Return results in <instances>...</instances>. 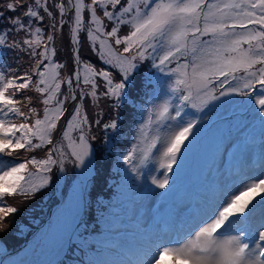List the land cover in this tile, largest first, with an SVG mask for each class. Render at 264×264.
<instances>
[{
  "label": "snow or ice",
  "instance_id": "snow-or-ice-1",
  "mask_svg": "<svg viewBox=\"0 0 264 264\" xmlns=\"http://www.w3.org/2000/svg\"><path fill=\"white\" fill-rule=\"evenodd\" d=\"M66 3L67 7L63 2L54 7L59 9L60 25L64 24L63 17L69 8L74 9L72 43L79 45L78 33L86 31L87 40L100 59L118 69V78H114L110 71L97 70L90 63L81 62L78 47L74 52L77 69L73 75L75 87L80 89V100L90 86L87 95L98 103L97 78H100L105 88L100 95L112 101L110 111L116 110V115L103 123L105 151L112 139L107 130H120L119 109L130 104L142 110L129 92L139 89L147 94L146 89L152 87V96L158 99L157 90L163 83L160 74L169 80L168 92L176 102L168 99L154 103L147 110V119L138 127L137 143L123 156L130 171L139 176L140 167L152 159L156 150L159 167L165 170L163 179L152 177V183L158 188L168 185L167 173L173 171L182 145L193 135L197 121L183 120L181 113L185 108L199 112L210 101L235 94L248 97L249 102L255 96L254 103L264 114V0H124L123 3L122 0H91L90 3L66 0ZM2 7L13 13L26 10L12 17L0 11V18L8 25L0 29V49L26 52L30 58L39 59L32 69L37 77L34 82L29 72L21 76L7 75L4 64H0V232L6 227V218L19 211L6 202L7 197L34 198L52 182L54 167L63 172L66 160L71 158L77 167L88 170L95 155L85 132L88 116L81 114L79 104L67 119L61 141L54 143L53 140L58 122L66 112L65 101L69 99V96L59 98L61 84L67 83L72 89L74 81L60 78L57 69L64 65L53 62L54 48L45 43L43 51H36L43 41L42 28L33 29L32 24L45 19L38 8L53 16L47 0L43 3L42 0H8ZM85 9L90 12L87 24L82 15ZM98 9L104 18L113 22L110 30L106 31ZM122 25L128 27L127 34L120 35ZM51 27L57 30L56 23ZM20 32L28 38L9 41V35ZM53 40L54 35L48 34L47 41ZM121 45L122 51L117 47ZM145 61L151 62L150 68L156 74L145 73L140 79ZM15 71L8 68V72ZM24 90L41 95L42 118L34 107H29L28 113L21 110L23 101L28 105L32 102L28 96L16 98ZM70 98L77 100V94L73 91ZM15 118H23V122H12ZM261 126L264 131V119ZM162 128L167 129L164 136L160 134ZM47 145L52 147L47 149L44 158L5 160L17 155L18 150L28 153ZM245 179L237 175L231 185L215 192L195 212L189 211L179 221L170 218L168 225L176 234L141 248L138 257L129 264H264V216L256 219L257 209H264V178L255 177L248 183Z\"/></svg>",
  "mask_w": 264,
  "mask_h": 264
},
{
  "label": "trees",
  "instance_id": "trees-1",
  "mask_svg": "<svg viewBox=\"0 0 264 264\" xmlns=\"http://www.w3.org/2000/svg\"><path fill=\"white\" fill-rule=\"evenodd\" d=\"M7 1L8 0H0V11H4L6 16H8L9 10L2 7V5ZM43 2L44 0H42V3ZM62 2L65 3L67 7L66 0H47L49 10L53 12V16H47V13H45L42 8H39L40 14L43 15L45 19L43 21H34L37 26L43 29L41 33L43 37L42 44L47 43L50 48L55 49V55L52 56L53 62L64 65V67L57 69L60 73V78L64 80L72 78L70 77L72 73L71 70L65 72V68L70 67L71 59L69 57L72 55V51H70L72 47H74V51L78 47L79 54L83 50L88 49L90 51V55H85L84 59L80 58L81 62L90 63L97 70L103 68L104 70L110 71L114 78H118V69L104 63V61L100 59L96 51L93 50L91 42L87 40L86 31L82 30L78 33L79 40L81 41L79 45L71 44L70 29L74 26L75 12L74 9L70 13L68 11V14L63 17L65 21L64 24L60 25L59 21L61 20V16L59 9L55 8L54 5ZM90 2L91 0H85V3ZM123 2L124 0H122V3ZM70 9L71 8H69V10ZM97 14L107 26L106 31L110 30L113 22L104 18L102 11L99 9L97 10ZM82 15L85 24H87L90 21V12L85 9ZM67 18L68 21L66 22ZM53 23H56L57 27L60 26V30L53 31L51 27ZM7 26V21L0 18V29L6 28ZM93 27L95 26L93 25ZM49 28H51V30H49ZM127 32L128 27L122 25L120 35L127 34ZM48 34L54 35V40L51 43L47 41ZM110 42L114 43V41ZM117 47L122 51V45ZM64 51L65 55L63 56L61 53ZM0 56H2L1 50ZM2 63L3 62L0 61V64ZM45 63H47V61H45ZM150 63V61H147V64L143 66L144 70L139 74L140 79L143 78L145 73L156 74L155 70L150 68ZM160 75L162 76L163 74ZM36 79L37 77L34 74L33 82ZM97 83L99 85L97 94L99 97L98 103H94L92 97L87 95V92L90 91V86L85 89V97L81 101L79 98L80 89L75 87V83H73L72 89L68 88L67 83L61 84L59 98L63 99L64 96H69V99H67L64 104L66 109L65 115L58 122L57 129L53 133L54 143L61 141L63 128L77 104L85 105V111H83L81 107V114H87L89 120V125L85 126V132L89 136V142L95 153L92 157V177L97 180L94 183L96 187L88 192L87 199L82 202L78 201L74 204L72 200H76L77 197L63 192V203L58 207L56 213L64 215L66 222L61 227L60 234L54 242L55 250L58 254L57 260L45 261L42 264H59V261L64 258L68 261H73L78 258L80 253L82 254V259L74 261L73 264H93V261L94 264H105L103 261L104 259L111 260V264H118L120 256L116 251L124 252L130 250L139 254L141 249V245L137 243V240L140 239L141 236L140 226L136 222H129L130 212L133 208L132 196L130 193L138 186L140 176L131 172L130 166L125 164L123 160V156L127 155L132 146L137 143L138 130L133 127L131 123L136 108L132 107L130 104H125L127 109L124 114L122 109H119L121 114L120 119L122 120L120 130L118 132H112L110 129L107 130L109 137H112V139L110 143H107L108 151H105L106 137L103 123L111 118L110 113L112 110L110 111V107L112 101L100 95V93L105 90L104 84L100 78H97ZM83 87L81 83V88ZM73 91L77 94V100L71 102L70 96ZM26 92L35 96L34 90H24L20 92L19 99H22ZM146 92L147 94L139 89H134L129 92V96L138 104L144 102L150 105L159 99H163V101L168 100L166 92L162 90V87L157 90L156 95L159 97L158 99L153 98L152 87L147 88ZM250 106L252 109V105ZM20 107L25 113H28L29 107H34L37 109V114L41 118L43 116L44 107L37 106L35 99L32 100L30 105L23 101ZM87 107H90L91 112ZM113 112V116H115L116 110H113ZM189 115L186 117H190L189 119L192 120L193 118L191 117H197V113L194 111L190 112ZM236 117L237 115L233 114L230 118H213L204 122V126L201 130L207 133L204 137H201V143L193 146L188 151L181 150L178 154L177 164L173 165V171L169 173L173 186L185 178V173L183 172L184 158L181 156L186 158L190 156L193 163L201 170L207 167L204 149L206 147L212 148L219 159V169L221 159L226 157L227 148L218 149L217 144L219 140H229L231 135L236 134V131L232 129V123L234 121L239 123ZM200 119L201 118H199V121ZM97 120H100L101 123L97 124ZM240 120L243 122L245 121L244 118H240ZM21 122H23V118H19V123ZM31 122L32 120H29V123ZM247 124L248 123H244L243 126ZM131 126L135 134L130 136ZM195 127L197 131H199L198 123H196ZM223 128H227L229 132H221ZM211 134L215 137L213 138ZM73 135L76 136L78 133H74ZM92 137H94V139H92ZM260 142H264V138H262ZM64 143L66 144V141H64ZM51 147L52 145H47L45 148L37 149V155L39 152L45 155L47 149ZM13 159L17 162L24 160H17L15 156H13ZM216 159L215 157V160ZM71 163V158H68L65 162V166L69 167ZM136 163H138V161H136ZM148 165L149 164L146 163L140 168L143 167L146 170ZM51 193V188L48 186L31 199H24L20 196L6 198V202L9 205L13 202H20L22 204H20L21 207H18L19 211L13 214L19 220L12 223L6 222L4 231L0 232V260L4 258L3 263L10 259L11 253L20 247L23 241L29 237L31 232L39 224L38 221H43V218L47 216L40 207L47 206L48 198L51 196ZM118 201L119 203L117 204ZM85 204L86 207H84ZM125 228H129L131 231H127ZM114 249L116 251H114Z\"/></svg>",
  "mask_w": 264,
  "mask_h": 264
},
{
  "label": "rangeland",
  "instance_id": "rangeland-1",
  "mask_svg": "<svg viewBox=\"0 0 264 264\" xmlns=\"http://www.w3.org/2000/svg\"><path fill=\"white\" fill-rule=\"evenodd\" d=\"M23 10H20L17 13H13L11 10H9L8 17H12L14 15H22ZM72 10L73 9H70L69 13ZM37 11L39 12V8L37 9ZM67 21L68 18L66 22ZM36 27L39 26H37L34 22L32 24V28L35 29ZM49 30H51V28H49ZM57 30H60V26L57 27ZM24 38H28L24 32H20L18 35L11 34L8 37L10 42L12 40L19 41ZM43 48L44 44H41V47L37 48L36 51H43ZM0 50L2 51L0 61L3 63L6 61V64L4 63V70L7 75L21 76L25 72H29L30 74L34 75V73H32V69L35 66L36 59H39V57L30 58L26 52H16L4 49ZM5 51L7 53L6 56L4 55ZM61 55L64 56L65 51L61 53ZM85 55H90V51L88 49L83 50L79 54L81 59H84ZM69 58L71 59L70 67L65 68V72H67V70H71L72 73L70 77H72L75 72V68L73 67L72 57L70 56ZM146 64L147 61H145L141 65L139 74L143 72V66H145ZM9 67L12 69H16V71L8 72ZM161 78L163 80L161 86L162 90L166 92L167 98L171 99L172 102L175 103V98L172 97L171 93L168 92V78H165L163 75L161 76ZM98 91L99 89H97V94ZM218 94L219 89L217 90V95ZM19 95L20 93L17 94V99H19ZM25 96L31 97L32 100L35 99L37 106L44 107V105L40 102L42 97L39 93L35 92V96H33L30 93L26 92L23 97ZM254 99L255 96H253L252 102H249L248 97H241L239 95L233 94L232 96L221 97L219 100L210 101L208 105L199 112L190 107L184 109V112L186 113H190L192 111L197 113V117H191L193 118V120L198 122L199 118L201 119L199 121V131H197L196 127L193 129V135H190L188 140L184 142L181 150L188 151L193 146L201 143V137H204V135L207 133L206 131L201 130V128L204 126L203 122H206L213 118H230L233 114L237 115L236 118L238 119L239 123H236L235 121L232 123V129L236 131V134L231 135L229 140L221 139L218 141V149H224L225 147L227 148L226 157H223L221 159L219 169V159L212 148L206 147L204 149L207 167L199 170L198 173L191 157L188 156L186 158L184 156H181L184 158L183 172L187 174V177L185 179L196 180L199 178L202 182L199 189L203 192L187 195L186 192H180L177 190L176 192L178 193H176V195L174 196L171 194L170 197L172 209L161 204L159 199L156 201L154 208H151L154 205V202L158 195V191L160 189L152 183V177L155 176L157 179H162L163 175V170L159 167V153L154 150L151 165L147 167L144 176L139 175L141 180L139 182V185L134 189V194L142 197V205L138 207L137 205L139 203H136V206L133 205L129 217V219L131 218L130 221L136 220L141 229L140 239L137 240L138 245L141 244V247L143 248L149 243L159 242L161 239L166 240L170 236H174L176 234V230L168 225V221L170 220V218L174 217L177 221H179L189 211L195 212L198 208L202 207L204 203L209 201L213 197L215 192L224 189L227 185H231L233 179H235L237 175H239L241 178H247L245 179V183L251 182V179L255 177L264 178V142H260V140L264 138V131H262L261 126V119H264V114H261L259 112L260 106L254 103ZM162 102L163 99L156 100L150 105L141 102L139 104L142 109L140 110L141 114L137 115L142 117L141 123H143L147 119L148 115V109L144 110V107L147 106L152 108L154 103L159 104ZM250 105H252V109ZM81 107L83 111H85V105L81 104ZM87 109H89V111L91 112L90 107H87ZM121 109L124 114L127 107L123 105ZM184 112L181 113V117L183 118V120L185 118H190L186 117L184 115ZM172 114H175L174 109L172 110ZM113 115L114 112L112 110L110 116L112 117ZM240 118H244L245 121H241ZM12 122L19 124L17 118H15ZM168 123L175 125L176 121H169ZM244 123L248 124L246 126H243ZM136 125H138V122L136 123ZM133 127L131 126L130 136L135 134ZM221 132L227 133L229 132V130L227 128H223ZM166 133L167 129L162 128L160 132L161 136H164ZM211 136L213 138L215 137L213 134H211ZM14 156L17 160H20L31 156H36L37 159H41L44 158L45 155H43L41 152H39L37 155V150L25 153V151L21 149L18 150V154ZM248 156H250L251 159H249L245 164L239 167V165L245 158H249ZM215 157L217 158L216 160ZM224 158L225 162L223 164ZM222 165L226 168H221ZM215 173L216 175L213 177ZM57 176L60 182H56ZM96 180L97 179L92 177V164L90 165L88 170H85L84 168L77 167L74 163H71L69 167L65 166V170L63 172H60L57 168L54 167L52 173V182L49 184L52 192L51 196H49L48 198L47 206L40 207V209L45 212V215H48L46 222L41 226L38 234L30 239L27 242V245L20 252H18L16 255L11 256L10 259L2 264H32L33 262L42 264L45 261L57 260L58 254L54 248V242L57 233H59L61 227L66 222V218L64 215H62L61 213H56L58 207L63 203V192L77 197L76 200H72L74 204L78 201L82 202L87 199L88 192L96 187L94 184ZM53 184L57 187H60L62 184L60 193L58 195L53 193ZM236 194L239 193L237 192ZM257 199H259V197H257ZM20 204L22 203L13 202L11 205L18 208L21 207ZM84 207H86V204ZM50 211H52V214L49 217ZM261 216H264V209L258 208L256 212V219L258 220ZM18 220L19 219L16 216L10 215L6 218L5 223H12ZM41 222L42 221H38L39 224ZM127 229L129 228H125V230ZM81 259L82 254L80 253L77 259L68 261L66 258H64L63 260L59 261V264H73L74 261H79ZM129 262V260H125L123 264H129Z\"/></svg>",
  "mask_w": 264,
  "mask_h": 264
},
{
  "label": "water",
  "instance_id": "water-1",
  "mask_svg": "<svg viewBox=\"0 0 264 264\" xmlns=\"http://www.w3.org/2000/svg\"><path fill=\"white\" fill-rule=\"evenodd\" d=\"M71 44H73V43L71 42ZM74 60H75V66L77 67V63H76V59H75V55H74ZM17 251H19V249H18Z\"/></svg>",
  "mask_w": 264,
  "mask_h": 264
}]
</instances>
